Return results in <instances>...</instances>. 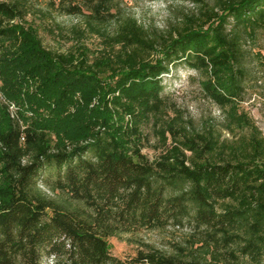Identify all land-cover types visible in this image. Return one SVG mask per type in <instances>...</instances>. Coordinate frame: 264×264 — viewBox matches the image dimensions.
Segmentation results:
<instances>
[{
    "label": "trees",
    "instance_id": "1",
    "mask_svg": "<svg viewBox=\"0 0 264 264\" xmlns=\"http://www.w3.org/2000/svg\"><path fill=\"white\" fill-rule=\"evenodd\" d=\"M53 10L83 19L77 36L88 30L107 47L92 59L84 44L46 46L29 16ZM114 10L112 0H59L47 10L0 0V264L263 262L264 137L239 103L242 31L264 28V0L204 4L165 34ZM178 63L199 70L229 126L250 135L231 143L170 121L160 132L174 144L147 157L143 125L165 113L164 75ZM78 91L96 104L72 123L64 112ZM188 223L193 237L174 253L147 244L127 261L111 252L110 237Z\"/></svg>",
    "mask_w": 264,
    "mask_h": 264
},
{
    "label": "rangeland",
    "instance_id": "2",
    "mask_svg": "<svg viewBox=\"0 0 264 264\" xmlns=\"http://www.w3.org/2000/svg\"><path fill=\"white\" fill-rule=\"evenodd\" d=\"M31 1L36 7L47 10L51 3H57L59 0ZM215 2L216 0H112L118 15H133L147 28L156 30L159 34H165L185 23L187 15H198L204 4L212 6ZM32 19L40 28L44 44L55 51L68 52L78 44H84L89 48L92 58L98 56L99 52L107 47L104 36L88 30H85L83 36H77L76 28L87 29L86 23L80 17L61 15L53 10V16L35 13L29 16V20ZM232 25L234 23L230 21L229 30L232 29ZM116 27L117 21L113 20L108 25L110 35L115 33ZM242 36L245 50L244 65L248 72L244 99L239 103L240 110L248 115L252 126L258 127L264 137V28L258 30L254 36H251L249 31H242ZM119 48L120 46H117L115 50L118 51ZM203 79L204 76L199 70L191 68L186 63L172 66L170 72L164 75L163 95L167 102L165 113L159 118L152 117L149 123L143 125L144 133L148 137L143 152L151 160L157 159L167 151L168 146L174 144L171 135L168 134V145H166L160 132V129L170 121H176L178 126L185 124L189 131L204 132L210 128L220 135L222 140L231 143H237L243 136L250 135L251 127H241L237 124L233 127L229 126L228 110L205 95L202 89ZM1 85L0 79V97H3L5 95ZM74 96L75 104H68L64 112V118L68 116L72 123L75 122L76 115L82 116L86 107L96 104L94 101L88 104L82 92L78 91ZM13 105L15 110V104ZM57 127L62 128L60 123ZM77 133L79 129L70 132V134ZM193 233L194 227L188 223L180 228L170 226L164 230L145 229L137 233L122 234L110 237L108 241L112 254L129 261L140 250L147 249V244L165 253H174L177 251V245L188 244ZM238 264H264V261L256 263L248 258Z\"/></svg>",
    "mask_w": 264,
    "mask_h": 264
}]
</instances>
